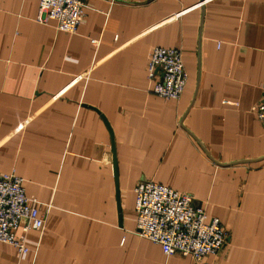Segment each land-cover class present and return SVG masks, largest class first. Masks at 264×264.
Wrapping results in <instances>:
<instances>
[{"label":"crops","instance_id":"0c3cea01","mask_svg":"<svg viewBox=\"0 0 264 264\" xmlns=\"http://www.w3.org/2000/svg\"><path fill=\"white\" fill-rule=\"evenodd\" d=\"M81 1L69 35L36 21L39 0H0V175L46 213L0 264H198L135 234L142 180L220 221L200 264H264V0ZM156 47L182 53L178 101L148 93Z\"/></svg>","mask_w":264,"mask_h":264},{"label":"built area","instance_id":"2783aa9c","mask_svg":"<svg viewBox=\"0 0 264 264\" xmlns=\"http://www.w3.org/2000/svg\"><path fill=\"white\" fill-rule=\"evenodd\" d=\"M85 13L81 0H39L36 21L39 24L54 22L57 31L73 35ZM146 79L151 85L149 94L164 101H178L187 83L181 51L151 49ZM254 113L264 127V98ZM134 193L135 234L158 245L163 255L189 257L200 264L225 247L227 233L224 227L217 218L208 220L205 209L197 205L190 194L146 180L136 184ZM43 206L26 196L20 177L11 173L0 175V243L13 246L20 257L26 255L27 234L41 232L44 228L46 213L42 212Z\"/></svg>","mask_w":264,"mask_h":264},{"label":"water","instance_id":"95a60500","mask_svg":"<svg viewBox=\"0 0 264 264\" xmlns=\"http://www.w3.org/2000/svg\"><path fill=\"white\" fill-rule=\"evenodd\" d=\"M114 171H115V176H116V168H115V165H114ZM116 201H117V206H118V212L120 213V201H119V193L118 192L116 194ZM119 218H120V216H119Z\"/></svg>","mask_w":264,"mask_h":264}]
</instances>
